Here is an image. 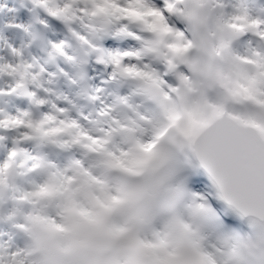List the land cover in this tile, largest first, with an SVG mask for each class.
<instances>
[{"label":"snow or ice","instance_id":"snow-or-ice-1","mask_svg":"<svg viewBox=\"0 0 264 264\" xmlns=\"http://www.w3.org/2000/svg\"><path fill=\"white\" fill-rule=\"evenodd\" d=\"M0 264H264V0H0Z\"/></svg>","mask_w":264,"mask_h":264}]
</instances>
